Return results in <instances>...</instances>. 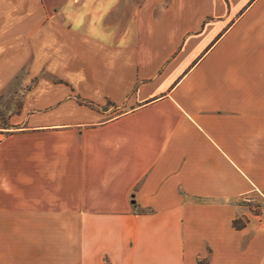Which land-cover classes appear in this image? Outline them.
I'll return each instance as SVG.
<instances>
[{"label": "crops", "instance_id": "1", "mask_svg": "<svg viewBox=\"0 0 264 264\" xmlns=\"http://www.w3.org/2000/svg\"><path fill=\"white\" fill-rule=\"evenodd\" d=\"M15 89L0 264H264V0H0Z\"/></svg>", "mask_w": 264, "mask_h": 264}, {"label": "rangeland", "instance_id": "2", "mask_svg": "<svg viewBox=\"0 0 264 264\" xmlns=\"http://www.w3.org/2000/svg\"><path fill=\"white\" fill-rule=\"evenodd\" d=\"M21 90H9L4 94V97L1 99L0 104L2 108L8 112V110L12 109L15 104H18L20 100Z\"/></svg>", "mask_w": 264, "mask_h": 264}, {"label": "trees", "instance_id": "3", "mask_svg": "<svg viewBox=\"0 0 264 264\" xmlns=\"http://www.w3.org/2000/svg\"><path fill=\"white\" fill-rule=\"evenodd\" d=\"M0 115H1V113H0ZM1 118H2V115H1ZM3 119V118H2ZM5 124V123H4ZM6 125V124H5Z\"/></svg>", "mask_w": 264, "mask_h": 264}]
</instances>
